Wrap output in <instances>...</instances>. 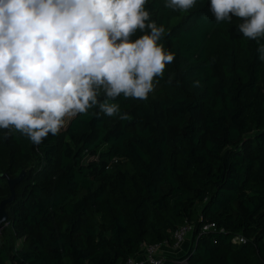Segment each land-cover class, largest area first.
<instances>
[{"label": "trees", "instance_id": "obj_1", "mask_svg": "<svg viewBox=\"0 0 264 264\" xmlns=\"http://www.w3.org/2000/svg\"><path fill=\"white\" fill-rule=\"evenodd\" d=\"M146 7L175 59L147 100L119 98L131 120L92 109L39 145L18 132L0 143V204L3 175L26 171L5 205L0 264H136L148 247L160 264H264L258 45L238 18L216 24L210 0ZM184 226L188 252L167 256L159 247Z\"/></svg>", "mask_w": 264, "mask_h": 264}, {"label": "clouds", "instance_id": "obj_2", "mask_svg": "<svg viewBox=\"0 0 264 264\" xmlns=\"http://www.w3.org/2000/svg\"><path fill=\"white\" fill-rule=\"evenodd\" d=\"M148 0H0V143L18 132L39 145L67 120L132 116L117 102L145 101L175 53ZM216 24L238 18L264 61V0H210ZM198 0H165L187 13ZM137 32L143 33L132 39ZM171 83V79H169ZM199 82H194L198 85Z\"/></svg>", "mask_w": 264, "mask_h": 264}, {"label": "built area", "instance_id": "obj_3", "mask_svg": "<svg viewBox=\"0 0 264 264\" xmlns=\"http://www.w3.org/2000/svg\"><path fill=\"white\" fill-rule=\"evenodd\" d=\"M193 228L191 226H184L180 228L174 235V249L178 250L181 249L185 241L187 240L188 235L192 232ZM235 241L243 242V238H235ZM168 245V244H165ZM160 248V247H159ZM158 249V247H148L147 252H145V260L139 261L136 264H160V259L155 260L153 257L155 256V252Z\"/></svg>", "mask_w": 264, "mask_h": 264}, {"label": "water", "instance_id": "obj_4", "mask_svg": "<svg viewBox=\"0 0 264 264\" xmlns=\"http://www.w3.org/2000/svg\"><path fill=\"white\" fill-rule=\"evenodd\" d=\"M24 176H25L24 172H22L16 178H10L8 174L3 175V179H6L8 187L11 191V197L9 199L2 201L0 204V231L3 229L4 224H6L9 220L8 214L5 210V205L13 200L15 196V187L19 184V182L23 179Z\"/></svg>", "mask_w": 264, "mask_h": 264}, {"label": "crops", "instance_id": "obj_5", "mask_svg": "<svg viewBox=\"0 0 264 264\" xmlns=\"http://www.w3.org/2000/svg\"><path fill=\"white\" fill-rule=\"evenodd\" d=\"M187 242L188 240L183 244L182 248L178 250H175L174 247L169 244L161 246L160 250L164 251L167 256L179 257L188 252L191 242L189 241V244L186 245Z\"/></svg>", "mask_w": 264, "mask_h": 264}, {"label": "rangeland", "instance_id": "obj_6", "mask_svg": "<svg viewBox=\"0 0 264 264\" xmlns=\"http://www.w3.org/2000/svg\"><path fill=\"white\" fill-rule=\"evenodd\" d=\"M22 172H24L25 175H26V171H25V170L22 171ZM22 172H21V173H22ZM21 173H20V174H21ZM20 174H19V175H20ZM19 175H18V176H19ZM18 176H17V177H18ZM5 183H6L5 180H2V181H1V184H5ZM1 238H2V234H1V231H0V240H1ZM190 238H191V237H189L188 242L186 243V245L189 244ZM186 241H187V240H186ZM186 241H185V242H186ZM16 245H17V247H19V246L21 245V242H20V241H16ZM174 251H175V250H174ZM153 258H154L155 260H158V259H159V256H154Z\"/></svg>", "mask_w": 264, "mask_h": 264}]
</instances>
